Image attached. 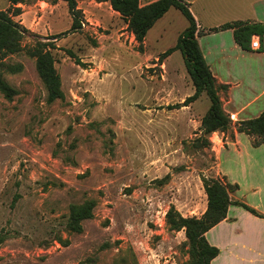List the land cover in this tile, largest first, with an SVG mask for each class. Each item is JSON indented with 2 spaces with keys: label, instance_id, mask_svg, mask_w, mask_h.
<instances>
[{
  "label": "rangeland",
  "instance_id": "rangeland-1",
  "mask_svg": "<svg viewBox=\"0 0 264 264\" xmlns=\"http://www.w3.org/2000/svg\"><path fill=\"white\" fill-rule=\"evenodd\" d=\"M184 1L202 22L219 24L232 20L233 5L251 0ZM77 2V32L64 1L20 5L14 21L25 31L24 50L0 60L18 91L12 100L0 93V264H184L185 232H171L166 213L174 205L185 217L203 215L202 178H220L221 152L213 135L204 144L205 93L175 108L195 93L182 53L159 62L189 22L172 8L140 52L109 3ZM9 6L0 0V11ZM38 41L58 47L63 101L47 102L28 54ZM89 200L94 217L82 233L71 232V206Z\"/></svg>",
  "mask_w": 264,
  "mask_h": 264
},
{
  "label": "trees",
  "instance_id": "trees-1",
  "mask_svg": "<svg viewBox=\"0 0 264 264\" xmlns=\"http://www.w3.org/2000/svg\"><path fill=\"white\" fill-rule=\"evenodd\" d=\"M31 0H9L10 6L5 11H0V60L7 56L20 53L24 50L22 41L24 29L14 21L23 13L20 5H26ZM64 1L68 4L73 19L72 30L77 32L82 29V10L78 8L77 0ZM97 3H109L111 8L125 21L128 29L134 35L138 44V51L143 52L148 32L164 17L172 8L179 10L188 20L189 28L179 37L175 46L170 48L159 62L176 51L183 55L185 66L193 81L195 93L188 97L179 107H188L205 93L211 106L201 121L203 137H208L205 145L209 144V138L214 133H227L232 129V119L223 108L219 96L220 89H226L225 85H218L209 65L200 49L198 37L203 33L233 30L236 43L244 50H250L252 38L255 35L264 36V24L250 21H235L215 27L207 32L198 28V23L191 11V4L184 0H155L146 5L141 0H93ZM58 47L54 43L38 41L28 50V54L36 60L38 75L48 93L47 102L52 104L58 100H65L62 89V79L56 68V58L53 54ZM71 58H76L72 51H68ZM77 63L80 61L76 59ZM4 64V63H1ZM11 73L20 71L19 66H7ZM0 93L8 100H12L18 91L4 78L0 71ZM239 133H244L252 138L253 147L264 145V112L257 118L243 121L237 125ZM164 182V180H162ZM203 187L207 195V209L201 217H185L174 205H171L166 213V223L171 232H185L188 246L189 260L184 264H212V261L220 254V250L211 245L206 234L228 217L231 206H239L251 212L253 215L264 218V215L241 201H234L231 194L235 193L238 185L228 183L225 178H202ZM96 201L89 200L83 204L72 205L68 216L67 228L74 233L83 232V222L94 217Z\"/></svg>",
  "mask_w": 264,
  "mask_h": 264
},
{
  "label": "crops",
  "instance_id": "crops-1",
  "mask_svg": "<svg viewBox=\"0 0 264 264\" xmlns=\"http://www.w3.org/2000/svg\"><path fill=\"white\" fill-rule=\"evenodd\" d=\"M229 15L232 18L228 19L232 20L219 24L204 23L196 14L194 17L202 32L235 21L264 24V0L233 5ZM258 37L260 50L242 49L235 41L233 30L203 33L198 42L218 85L227 86L220 89L219 96L233 121L230 131L215 133L214 147H220L221 151L218 175L238 185L237 191L231 194L232 200L244 202L264 215V145L253 147L252 138L237 130L239 123L264 112V36ZM207 205L206 198V209ZM206 237L220 250L212 264H264V218L242 207L231 206L227 219L211 229Z\"/></svg>",
  "mask_w": 264,
  "mask_h": 264
},
{
  "label": "built area",
  "instance_id": "built-area-1",
  "mask_svg": "<svg viewBox=\"0 0 264 264\" xmlns=\"http://www.w3.org/2000/svg\"><path fill=\"white\" fill-rule=\"evenodd\" d=\"M251 49H253V50H260L261 49V41H260V38L258 36H254L252 38ZM214 136H215V133L213 134L211 141H212V143L215 144L217 141L214 140Z\"/></svg>",
  "mask_w": 264,
  "mask_h": 264
}]
</instances>
